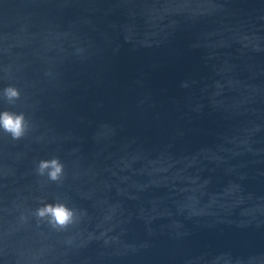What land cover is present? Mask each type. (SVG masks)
<instances>
[{
  "label": "water",
  "instance_id": "obj_1",
  "mask_svg": "<svg viewBox=\"0 0 264 264\" xmlns=\"http://www.w3.org/2000/svg\"><path fill=\"white\" fill-rule=\"evenodd\" d=\"M7 86L0 264H264V0H0Z\"/></svg>",
  "mask_w": 264,
  "mask_h": 264
},
{
  "label": "clouds",
  "instance_id": "obj_2",
  "mask_svg": "<svg viewBox=\"0 0 264 264\" xmlns=\"http://www.w3.org/2000/svg\"><path fill=\"white\" fill-rule=\"evenodd\" d=\"M20 90L14 86H7L0 91V99L8 104H14L20 99ZM29 127L28 120L23 112L17 113L8 110L0 111V130L11 136L13 140H19L25 136ZM36 172L45 175L52 182H59L64 174V164L58 157L40 160ZM37 218L44 220L54 229H66L77 218L74 209L62 202L45 203L35 211Z\"/></svg>",
  "mask_w": 264,
  "mask_h": 264
}]
</instances>
